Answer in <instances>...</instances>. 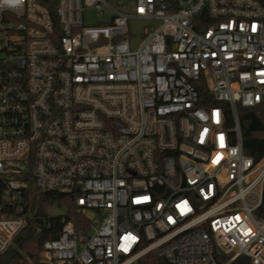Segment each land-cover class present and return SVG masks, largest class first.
Wrapping results in <instances>:
<instances>
[{"label":"built area","instance_id":"obj_1","mask_svg":"<svg viewBox=\"0 0 264 264\" xmlns=\"http://www.w3.org/2000/svg\"><path fill=\"white\" fill-rule=\"evenodd\" d=\"M113 2L0 0V255L50 193L84 225L62 217L29 264H264V156L239 121L264 110V0Z\"/></svg>","mask_w":264,"mask_h":264},{"label":"trees","instance_id":"obj_2","mask_svg":"<svg viewBox=\"0 0 264 264\" xmlns=\"http://www.w3.org/2000/svg\"><path fill=\"white\" fill-rule=\"evenodd\" d=\"M49 7L54 15L55 0H38ZM239 121L241 124V138H243V152L245 155L259 160L264 156V110L239 109ZM31 211L37 213V217L42 219L30 222L28 227L22 232L10 247V249L0 255V264H29L35 262L42 249V244L49 239H56L61 232V218L74 221L77 229L84 224L82 216L74 210L73 200L70 196L61 194H38L34 197ZM65 204L68 206V214L61 217H52L49 208L53 205ZM36 224L39 230L37 231ZM219 264H223L227 259L216 256ZM136 264H167L152 254L142 258ZM232 264H249L246 258H239Z\"/></svg>","mask_w":264,"mask_h":264},{"label":"rangeland","instance_id":"obj_3","mask_svg":"<svg viewBox=\"0 0 264 264\" xmlns=\"http://www.w3.org/2000/svg\"><path fill=\"white\" fill-rule=\"evenodd\" d=\"M112 4L114 3L113 0H108ZM128 13L133 12V7L130 6V8L127 10ZM106 21V18L100 14L99 10L95 8H90L88 10H85L83 13V23L86 27L91 26H102L104 22ZM129 38L131 39V49L135 50L137 46L140 44V42L143 39V33L145 28L148 27L149 23L146 21H137V20H130L129 21ZM49 214L52 217H61L68 214V206L65 204L61 205H53L49 208ZM24 234L22 233L21 236Z\"/></svg>","mask_w":264,"mask_h":264},{"label":"water","instance_id":"obj_4","mask_svg":"<svg viewBox=\"0 0 264 264\" xmlns=\"http://www.w3.org/2000/svg\"><path fill=\"white\" fill-rule=\"evenodd\" d=\"M220 255H223L221 252H219Z\"/></svg>","mask_w":264,"mask_h":264}]
</instances>
